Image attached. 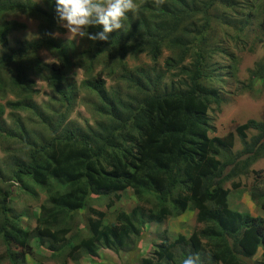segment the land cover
<instances>
[{
	"label": "trees",
	"instance_id": "obj_1",
	"mask_svg": "<svg viewBox=\"0 0 264 264\" xmlns=\"http://www.w3.org/2000/svg\"><path fill=\"white\" fill-rule=\"evenodd\" d=\"M43 1L45 9L32 0H0V149L8 154L0 161V264H27L34 240L56 257L67 250L75 264H81L80 252L118 255L148 224L188 211L196 212L202 228L189 237L161 238L139 264H182L197 254L201 264H248L245 259L260 249L256 264H264V218L231 208L226 188L238 189L235 178L264 158V122L238 126L242 150L234 154L235 135L211 137L208 116L223 103L208 75L219 21L233 14L240 23L232 27L236 32L246 36L254 22L264 32V0H135L123 31L107 42L82 38L84 47L53 36L64 28L54 0ZM14 14L40 21V36L10 47L8 36L21 27L6 20ZM41 50L57 60L45 63ZM164 52L169 57L159 69ZM141 56L152 65L130 68ZM74 68L85 77L80 87L68 80ZM249 75L239 93L264 83V58ZM37 79L50 90L45 101L37 102ZM79 103L93 125L69 121ZM250 131L256 134L249 138ZM15 186L30 195L38 187L46 195L34 229L22 223L27 213L12 206ZM127 190L139 204L118 213L114 223L88 209L92 195L108 198L110 208ZM251 196L264 211V188L255 187ZM85 209L90 215L82 227L77 220Z\"/></svg>",
	"mask_w": 264,
	"mask_h": 264
},
{
	"label": "rangeland",
	"instance_id": "obj_2",
	"mask_svg": "<svg viewBox=\"0 0 264 264\" xmlns=\"http://www.w3.org/2000/svg\"><path fill=\"white\" fill-rule=\"evenodd\" d=\"M32 1L45 9L43 0ZM6 20L15 21L21 25L18 30H15L8 36L10 47H15L18 43L29 42L40 36L42 23L36 19L23 14H14L8 15ZM238 24H240L238 18L233 14L219 21L216 36L212 40L213 43L210 44V49H213L215 53L208 62L210 67L208 75L212 77L211 85L219 89L220 95L223 98L221 107L217 108L213 106L209 112L208 116L212 128L210 136L224 137L233 133L235 135V145L232 149L234 154L242 150V144H240V139L236 134L238 126L245 124L251 119L264 122V83L258 82L250 91L239 93L242 83L248 82L250 71L254 70L256 64L264 58V32L259 31L256 27V22H254L253 29L245 32L246 36H243L232 28ZM53 36L60 40L74 42L81 47L86 46L82 38L72 37L66 28H64L63 33H55ZM258 37L262 40H256ZM2 49L0 46V52ZM39 56L47 64H51L57 60L47 50H41ZM168 57L169 53L164 52L158 64L159 69L164 68V61ZM189 63L190 61H187V64ZM151 65L152 63L145 56H141L138 61L129 62L130 68H147ZM83 79H85L84 74L78 68H74L68 74L69 82H75L78 87H80ZM106 81L109 87H119L116 82H112L111 80ZM36 83V89L39 91L37 102L47 100L50 90L43 81L37 79ZM83 95L84 93H81L80 97H83ZM5 114L9 115V111L7 110ZM69 121H74L85 127L94 124V117L90 115L83 104L79 103L76 105ZM255 134L256 132L250 131L248 136L250 138ZM7 155V153L0 149V161L7 160ZM258 173L262 177H258ZM234 181L238 183V189L232 187L230 183L226 184V188L231 190V208L238 212L251 214L254 217L261 216L264 218V211L256 206L251 196V192L255 187L259 186L261 191L264 188V158L251 166L248 175L235 178ZM34 189L36 190V195H30L23 192L18 186H15L11 196L14 209L21 213H27V215L22 216V223L28 229L36 227V219L40 211L39 207L46 200V195L41 189L38 187H34ZM120 196L121 198L114 200L112 206L109 208L108 204L110 200L108 198L101 199L92 195L88 209L93 208L96 211L104 212L105 221L114 223L118 213H130L139 204L131 190L122 192ZM146 208L148 209V206ZM88 209L82 211L78 216V224L82 227L84 226V220L90 215ZM146 227L148 228H145L141 237L130 249L124 250L118 255L111 251L101 250L96 257H91L84 252H80V263L139 264L142 257L150 255L153 251V245L159 243L161 238L170 241L179 234L189 237L194 231L201 229L202 225L197 222L196 212L188 211L179 218L167 219L161 225L148 224ZM82 235L86 236L87 231L83 230ZM32 246L34 253L27 257V264H59L63 261H67L68 264H75L67 257V250L61 257H56L58 252H51L47 244H40L37 240H34ZM1 251L2 249H0ZM261 254L262 250L260 249L253 259L245 260L248 264H256L260 260Z\"/></svg>",
	"mask_w": 264,
	"mask_h": 264
},
{
	"label": "clouds",
	"instance_id": "obj_3",
	"mask_svg": "<svg viewBox=\"0 0 264 264\" xmlns=\"http://www.w3.org/2000/svg\"><path fill=\"white\" fill-rule=\"evenodd\" d=\"M61 26L73 37L92 41L109 40L114 31H123L128 14L134 11L135 0H54ZM90 28H100L92 34ZM182 264H201L197 255H188Z\"/></svg>",
	"mask_w": 264,
	"mask_h": 264
}]
</instances>
